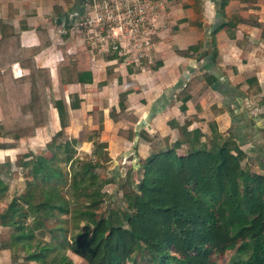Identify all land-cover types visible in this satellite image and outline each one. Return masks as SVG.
Returning a JSON list of instances; mask_svg holds the SVG:
<instances>
[{
    "label": "crops",
    "instance_id": "1",
    "mask_svg": "<svg viewBox=\"0 0 264 264\" xmlns=\"http://www.w3.org/2000/svg\"><path fill=\"white\" fill-rule=\"evenodd\" d=\"M162 1L165 27L153 36L149 58L139 66L90 50L91 81L62 87L69 121L62 129L53 107L59 99V65L65 56L86 50L62 32L82 16L86 6L83 0H0V26L9 28L18 42H4L15 48L5 83L27 76L28 65L46 71L51 80L45 90L48 127L18 140L0 130V148L8 146L0 149V182L6 188L0 197V214L13 198L12 188L23 190L28 179L24 171L30 169L33 157L51 155L46 145L58 132L64 141L77 142V151L87 149L83 152L87 155L95 143L104 144L101 157L106 160L101 164H113V169L116 159H125L127 165L171 145L181 154L194 132L205 149L222 146L242 158L250 171L264 174L253 167V157L262 163L264 151V117L260 116L264 114V0ZM3 52L0 48V60ZM191 80L195 82L186 99L178 100L177 94ZM93 111L98 112L94 118ZM112 114L122 119L114 121ZM4 233L0 226V264L9 263Z\"/></svg>",
    "mask_w": 264,
    "mask_h": 264
},
{
    "label": "trees",
    "instance_id": "2",
    "mask_svg": "<svg viewBox=\"0 0 264 264\" xmlns=\"http://www.w3.org/2000/svg\"><path fill=\"white\" fill-rule=\"evenodd\" d=\"M0 29V48L4 50L0 60V130L15 140L29 138L36 129L49 126L45 90L51 80L46 71L28 65L27 76L5 83L15 51L12 43H5L17 39L9 28L1 25ZM89 61L90 50L86 49L65 56L59 65V99L53 107L62 129L69 124L62 87L90 82ZM194 82L189 81L176 98L184 101ZM97 115L92 112L93 118ZM111 118L116 121L122 116L112 114ZM60 135L56 133L46 145L60 155L38 157V173H33L32 166L24 173L30 176L27 192L12 198L0 214L8 264H72L68 254L84 264H214L225 252L243 254L241 260L229 264H264V174L250 171L245 162L222 146L205 149L193 132L181 154H176L175 145L149 153L138 160V169H126L122 179L116 181V206L98 213V207L106 203L99 197L100 188L93 191L86 187L68 197L63 195V168L68 164L74 167L72 156L77 142L57 144L55 139ZM117 135L122 133L118 131ZM103 148L104 144L95 143L87 160L80 163L87 166L77 171L84 179L89 176V186L108 184L107 178L99 179L105 173L100 163L106 160L101 157ZM33 181L45 187L42 195L34 193ZM5 192L1 183L0 197ZM71 203L80 205L82 211L73 218L83 227L77 230L79 224H74L71 229L75 232L70 236L66 216ZM28 215L42 226L43 222L52 224L48 230L50 242L43 243L26 230ZM134 248L139 251V261L132 258Z\"/></svg>",
    "mask_w": 264,
    "mask_h": 264
},
{
    "label": "built area",
    "instance_id": "3",
    "mask_svg": "<svg viewBox=\"0 0 264 264\" xmlns=\"http://www.w3.org/2000/svg\"><path fill=\"white\" fill-rule=\"evenodd\" d=\"M82 16L62 33L96 55H110L139 66L149 58L153 36L164 29L166 8L159 0H83Z\"/></svg>",
    "mask_w": 264,
    "mask_h": 264
},
{
    "label": "rangeland",
    "instance_id": "4",
    "mask_svg": "<svg viewBox=\"0 0 264 264\" xmlns=\"http://www.w3.org/2000/svg\"><path fill=\"white\" fill-rule=\"evenodd\" d=\"M64 139H65V137L61 133V135L58 138H56L55 140H56L57 144L61 145V144H63ZM86 150L87 149H85L83 152L88 153V151H86ZM83 152L77 151V150L75 151L74 155L72 156V158L75 162L74 167H73V165H70V164L66 165V167H65L62 164L64 166L63 170L65 171L64 173H65V178H66V185L63 188V195L65 197H68L69 195L76 194L79 191L81 192V190L86 188V187H90L91 190H93V191L97 190V188H100V189H98V192H99L98 194L100 196L98 194H97V196H99L100 198L106 199V203L99 206L97 211H96V212L100 213L105 208L107 209L109 207L112 208L113 206H116V203L118 202V199H119V196L117 195L116 190H115L116 181L121 180V178L124 175V171H125L124 169L126 168V166H133L134 169H131V170H135V169H137V163L138 162L135 159V160H132L131 162H127V165H125L126 164L125 159H116L115 160V162H116L115 169H113L114 168L113 164H111L109 166H104L105 173L99 176L100 180H102L103 178H107L108 184H106L104 186H96V185L89 186V183H88V179H89L88 177L89 176L87 175V177H85V179H84V177H81V174L78 173L82 169H85V167L87 166V165H85L84 167H82L80 164L81 161L85 162L88 158L87 156H89L87 154H84ZM50 153H52V154L55 153V155L57 157L60 155V152L57 151V149L50 151ZM33 158L34 159L31 160V162H33V163L31 165H29L28 168H31V166L34 165L35 166L34 169L38 173L39 166L36 165L38 156L36 155ZM253 158H254L253 167L255 168L254 170L255 171L256 170L257 171H259V170L264 171V156H262V158H261L262 163H260V160H258L256 157H253ZM239 159H240V157H239ZM240 161L244 162L242 158L240 159ZM102 162L103 161H100V163H102ZM110 169H113V170L109 171ZM27 170H29V169H27ZM24 172H26V170ZM109 174L112 175L111 178L109 177ZM27 178L29 179L30 176H28ZM28 179L24 183L23 190L21 189V187H19V190L20 191L22 190V193L20 195H24L27 192L26 191L27 190V182L30 181V179L29 180ZM33 183H34V189H33L34 193L37 195H40V194L42 195L45 191V187L42 186L39 181L38 182L33 181ZM20 191H18V192H20ZM18 192H15V187H13L12 191L10 193V196H13V198H14V197H16ZM97 196H96V198H97ZM111 203H115V204H111ZM81 211H82V209H81L79 204L71 203V207L69 209V215L66 216V218H67L66 226L69 230L68 232H69L70 236L75 232L71 229V227L74 224H79V228L77 230H81V227H83L82 223L79 219L73 218V216H76ZM38 221L39 220H37L35 217L28 215V217L25 221V225H27L26 230H29L33 234V236H35L34 238L41 240V242H43V243L50 242V236L48 234V230L52 226V224H50L49 222H47V223L43 222V226H42V225H40L41 223H38ZM70 236H69V238H71ZM68 257H69L70 261L72 262V264H84L79 258H77L75 256L68 254ZM132 258H134V260H136V261H139V251L136 248H134ZM242 258H243V254L240 255V254H234L233 252H225V253H223V255L221 257H219L215 260L214 264H229L232 260L236 261V260H241ZM19 260L22 261V259H19Z\"/></svg>",
    "mask_w": 264,
    "mask_h": 264
}]
</instances>
